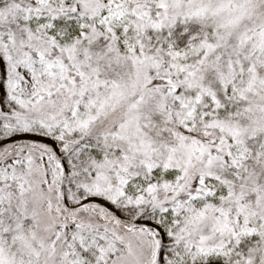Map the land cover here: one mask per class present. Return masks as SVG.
<instances>
[{
    "label": "snow or ice",
    "instance_id": "1",
    "mask_svg": "<svg viewBox=\"0 0 264 264\" xmlns=\"http://www.w3.org/2000/svg\"><path fill=\"white\" fill-rule=\"evenodd\" d=\"M0 264H264V0H0Z\"/></svg>",
    "mask_w": 264,
    "mask_h": 264
}]
</instances>
